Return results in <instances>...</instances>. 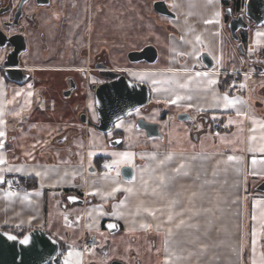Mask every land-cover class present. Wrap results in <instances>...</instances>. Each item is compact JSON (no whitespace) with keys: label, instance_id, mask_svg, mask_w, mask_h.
<instances>
[{"label":"crops","instance_id":"crops-1","mask_svg":"<svg viewBox=\"0 0 264 264\" xmlns=\"http://www.w3.org/2000/svg\"><path fill=\"white\" fill-rule=\"evenodd\" d=\"M168 4L174 17H169L170 34L167 43L157 49V60L150 65L139 63L124 71L129 79L148 86L149 104L153 107L165 101L176 110V115L188 113V120H178L177 116L176 119L192 120L196 133L185 126L176 128L177 125H166L168 130L163 132L157 122L162 137L146 138L165 140L168 147L144 144L136 151L138 160L132 167V179L124 180L112 174L106 179L96 169H89L97 164L99 157L89 159L85 144L88 125L79 119L84 113L88 116L84 110H87L89 95L86 93L81 102L75 97L64 101L60 93L54 92L60 79L46 82L43 78L38 84L29 79L27 83H14L4 77L0 64V105L6 121L0 153L8 161L0 168L23 169L0 174L5 181H17L24 187L16 192L19 195L9 197L6 195L8 183L0 184V229L16 235L43 229L64 245L62 264L72 250L81 253L80 257L71 258L73 264H110L112 260L123 264H133V261L134 264H166L167 258L169 264H262L264 192L257 191L256 186L264 181V152L260 151L264 145L261 126L264 124V59L260 56L264 35L257 34L264 33V26L249 24L244 31L243 55L229 36L221 0H211V3L209 0H169ZM209 20L213 22L205 23ZM202 52L213 60L211 68L203 67ZM249 58L253 60L251 65L247 62ZM29 68L44 69L45 66ZM197 72L209 76L197 77ZM208 78L216 79L217 84L208 87ZM51 83L53 94L46 89ZM182 84L187 87H181ZM241 84L245 87L241 88ZM29 91L33 93L31 97L27 95ZM17 92L21 95L16 96ZM225 92L230 98L245 101L237 108L247 113L246 116H237V108L214 106V94L222 96ZM178 95L185 99L171 103ZM28 101L30 107H27ZM21 108L26 110L20 117L15 116ZM103 137L105 142L110 139L109 133ZM120 144L122 141L117 145ZM169 154L172 159L160 165L159 161ZM229 156L238 160L228 161ZM181 164L184 168L175 171ZM36 171L46 175L36 176ZM112 179L121 190L105 196L103 193L117 186ZM126 188H132L133 192L124 191ZM70 196L82 202H70ZM138 206L151 209L155 215L143 210L137 213ZM114 212L122 215H113ZM181 220L184 223L177 227ZM107 221H116L118 231L108 233L104 227ZM141 224L148 227L142 228ZM90 235L96 236V245L85 248L83 241ZM124 237L134 244L148 243L150 252L140 246L136 253L132 252V263L130 256L109 254V248L98 252L113 243L112 240ZM167 244L169 256L162 251L164 246L161 251L154 250L155 245Z\"/></svg>","mask_w":264,"mask_h":264},{"label":"rangeland","instance_id":"rangeland-1","mask_svg":"<svg viewBox=\"0 0 264 264\" xmlns=\"http://www.w3.org/2000/svg\"><path fill=\"white\" fill-rule=\"evenodd\" d=\"M153 1L155 0H113V3L109 7H107L106 10H103L105 11L103 14H101V12L97 14L96 20L94 19L95 17L91 18L89 8L82 9L80 14V26L82 34L84 36L85 33L89 34L92 31V33L96 34V39L99 42L105 45L107 43V47L111 46L112 52L110 57V66L113 72L125 73L124 70L126 68L134 67L135 65L139 64L129 63L126 59L127 52L149 44L155 46V48L159 50L160 48H162L163 44L167 43V37L170 34L171 30V27L169 26L171 18L158 15L152 8ZM97 7L100 8L101 5L98 4ZM224 8L225 6H223V9ZM241 12H243V10ZM222 13L224 14L225 10H222ZM232 15L236 16L237 13H232ZM224 23L226 26V22ZM46 44L48 45L47 47H42L43 42L33 40L31 41V45L27 53L23 55V70L26 72L30 71L31 73L29 81L34 80L36 84H38L43 78H46L43 79L46 82H54L55 80L60 79L61 81L56 85V90L54 92L58 95L60 93L63 96L62 98L64 101L70 100L72 99V97H75V99H79V101L81 102L86 94L84 87L82 88V90H74L71 96H64V92L66 91L68 83H66V80H63V72L57 69V67L61 66L63 61L67 62L66 55L68 54V52L66 48H62V51H60V48L58 46L53 45L49 41ZM40 65L45 66V68H29V66ZM141 65L146 64L142 63ZM85 66L88 68V65L85 64ZM87 70L88 69H86V71ZM253 70L254 69H251V72H253ZM27 82L28 80L24 83ZM87 82L89 85L90 83L98 84L100 82V79L98 77H89V80ZM46 89H48L49 92L53 94V83L47 84ZM87 94L89 95V101L87 102V110L84 111H86L88 115L87 117L91 119V121H95L93 93L92 91L88 90ZM79 101L78 104H80ZM149 103L141 110H134L130 113L131 116L120 119L113 125V131L109 132V137L111 138L114 135V137H120L122 141V144L120 145H109L108 142H105L104 140V133L101 134V132L97 131L91 125H88V127H86L87 143L85 144L88 151V157L90 152L93 153V155L89 157V159L91 160L95 156H101L103 159L100 164H96L97 173H108L116 175L117 170L120 172L122 166L128 165L134 167L138 160L136 157V151L139 147H143L144 144L146 145L150 143L152 146L156 145L162 148L168 147V144L167 142H165V140L160 141L159 139H148L144 135L143 131L136 129L135 120L137 117H142L147 121H149L150 119L151 121H156V123L158 122L163 132H167L168 130V127L166 125H170L171 127L173 125H177L176 128L185 126L192 133H196L195 124L193 123V121L189 120L185 122H179L176 119V110H172L165 101L157 102L156 104L158 105H155L154 107ZM150 107H153V109H151V112L147 114V112L150 111ZM164 115L165 117H163ZM114 130H117L115 134ZM186 133L187 131H185V135ZM192 133H190V135H192ZM125 152L134 154L130 163L126 161L121 162L118 168L114 165L113 169L111 170L104 167L105 164H111L113 160L121 159L114 154ZM92 168L94 167L92 166ZM114 200H118V197H115ZM107 202H109V200ZM124 239L125 237L119 240L117 239V241L112 240L113 243L115 242L114 245L113 243H111L110 245L104 246L102 250L98 252H104L106 248H109V254L111 255L122 256L124 258L130 256V263H132L133 261V258H131L132 252L136 253L140 249V246H145V251L150 252V245L148 243L140 245L138 243L134 244L129 242L131 239L129 241H125ZM163 246L165 250L163 248L162 251H164L165 255L169 256L170 246L168 244L155 245L154 250L156 248V251H161V248ZM206 246L212 247L213 245ZM165 263H170L168 258L167 260H165Z\"/></svg>","mask_w":264,"mask_h":264},{"label":"water","instance_id":"water-1","mask_svg":"<svg viewBox=\"0 0 264 264\" xmlns=\"http://www.w3.org/2000/svg\"><path fill=\"white\" fill-rule=\"evenodd\" d=\"M47 3V0H39V4ZM153 10L162 16L174 17L167 0H155L152 3ZM225 13L230 15V9L226 8ZM249 22L255 26L264 24V0H245L244 12L235 17H230L226 27L230 38L237 43V48L241 53L244 52L242 43L239 41V31H245L249 27ZM23 41V38H21ZM7 41L13 45L2 62L4 77L14 83H23L27 80L28 74L24 73L17 61L18 55L25 50V47L19 48L14 44L12 38ZM5 46L4 40L0 41V48ZM158 52L155 46L149 44L139 50L127 52V59L131 63L144 61L147 64H153L157 60ZM260 56L264 59V46L260 48ZM201 61L206 68H211L214 64L211 57L206 53H201ZM263 70V68H259ZM108 81L93 85V104L95 111V121L82 114L80 119L83 123L91 125L101 133L109 132L113 125L127 117L129 112L141 108L149 103L150 90L144 83L129 79L125 74L109 71ZM71 88L64 92L68 96ZM188 113H179L177 119L188 120ZM135 128L142 130L148 138L162 137L159 131L158 123L147 121L142 117L135 120ZM120 140L113 139L108 142L114 146ZM120 177L124 180H130L133 177V168L125 165L120 169ZM256 190L264 192V181L256 186ZM68 201L82 202L75 196H70ZM108 224H116L117 227L110 229ZM104 227L108 233H115L119 229L116 221H107ZM9 236L15 239H9ZM25 237H28V243H21ZM60 245L59 242L51 237L46 231L40 228L31 229L22 236H18L7 230L0 229V264H58ZM110 264H123L119 260H112Z\"/></svg>","mask_w":264,"mask_h":264},{"label":"flooded vegetation","instance_id":"flooded-vegetation-1","mask_svg":"<svg viewBox=\"0 0 264 264\" xmlns=\"http://www.w3.org/2000/svg\"><path fill=\"white\" fill-rule=\"evenodd\" d=\"M112 3L113 0H47V3L44 4H39V0H0V41L4 40L5 42V46L0 48V64L2 65L5 56L13 49V45L7 41L9 37L12 38L14 44L19 48L25 47V50L17 57L22 70V58L30 48L31 41L38 40L43 42L42 47H47L46 43L49 41L53 45L58 46L60 51H62V48H66L68 52L66 55L67 62L63 61L62 65L57 67L63 72V80L68 83L66 90L71 88V92H73L74 90H82L84 87L86 93H88V90L93 93L92 87L96 84L90 83L89 85L87 81L89 77H98L100 79L99 83L109 80L108 72L112 71L110 66L112 48L111 46L107 47V43L105 45L99 42L96 39V34L92 33V31L89 34L85 33L83 36L80 26V14L83 8H89L91 18L95 17L94 19L96 20L97 14L100 12L103 14L105 12L103 10H106ZM167 3H169V0H167ZM98 4L101 5L100 8L97 7ZM226 8L230 9V15L223 14L224 22L225 18L227 19L226 24L230 17H235L232 13H237L238 15L242 10L244 12V6L239 11H234L231 6H225L223 10ZM249 24L251 23L249 22ZM238 33L239 41L241 42L242 37H244V42H246L244 31H239ZM21 38H23V41H21ZM142 47L135 50H139ZM243 53L245 55V48ZM141 62L145 63L144 61ZM247 62L248 65H251L253 60L249 58ZM85 64L88 65V68ZM203 67L206 68L204 65ZM86 69L88 70L86 71ZM23 72L28 74L27 80H30V71L26 72L23 70ZM121 74L126 75L124 72H121ZM80 84L81 86H79ZM145 106L138 109L141 110ZM130 113H128V117L131 116ZM111 131H113V127L109 132ZM116 132L117 130H114V134ZM114 136L107 142L118 139L120 140L119 143H121V138ZM99 158L102 159L101 156L97 157L95 163L101 162ZM90 168L96 169V167L92 168V166Z\"/></svg>","mask_w":264,"mask_h":264},{"label":"snow or ice","instance_id":"snow-or-ice-1","mask_svg":"<svg viewBox=\"0 0 264 264\" xmlns=\"http://www.w3.org/2000/svg\"><path fill=\"white\" fill-rule=\"evenodd\" d=\"M209 3H211V0H209ZM212 22L213 21H211V20L205 21V23H212ZM257 35H264V33H258ZM196 40L199 42L200 41V37L197 36L196 37ZM195 75L197 77H201V76L208 77L209 76L208 73H200V72H197ZM190 79H191V77L189 78V80ZM153 83H159V81H153ZM215 84H217V80L216 79H213V78H208L207 79V86L208 87H211V86H213ZM180 86L181 87H187V84H182ZM240 87L241 88H244L245 85L244 84H241ZM29 88H31V85H29ZM20 95H21L20 92H17L16 93V96H20ZM27 95L29 97H31L33 95V93L31 91H29L27 93ZM13 99H15V97H13ZM181 99H185V97H182V96H179L178 95V96H176V98L174 100H172L170 102L171 103H176L178 100H181ZM187 99H191V97H187ZM213 99H214V106H216V107H221L222 106L224 109L237 108V105H241V104H244L245 103V101L243 99H241V98H230L227 92H225L222 96H219V95L214 94ZM11 102L12 101H9V103H11ZM30 103L31 102L28 101L27 107H30ZM25 110H26V108H21L20 111L15 112L14 115L17 116V117H20ZM201 111H203V109H201ZM4 115H5V113H4L3 106L0 105V138H4L6 136V132L3 130V126L6 124V121L3 118ZM236 115L237 116H246L247 113H244V112L240 111L239 108H237ZM232 122L233 121H231V119H230L229 120V123H232ZM254 123H255V121H254ZM261 126L264 127V124H262ZM217 135H219V133H217ZM251 139L254 140L255 137H251ZM3 147H4V141H3V139H0V149H2ZM33 148H35V145H33ZM260 151L261 152H264V145L261 146ZM26 155L31 156V153H26ZM92 155H93V153L90 152L89 153V157H91ZM114 155L120 157L121 159L113 160L111 164H105L104 165L105 168L111 170L114 165L117 166V168H118V166H119V164L121 162L126 161V162H129L130 163L131 160H132V158H133V156H134L133 153H129V152L116 153ZM152 158L155 159L154 156ZM171 159H172V155L169 154L168 156H166L164 158V160H160L159 161V164L160 165H163L166 161L171 160ZM235 160H238V158L235 157V156H229L228 157V161H235ZM253 163H255V160H253ZM7 164H8V161L6 160V158L4 157V155L2 153H0V165H7ZM181 168H184V164H181L179 168L175 169V171L179 172ZM22 170H23L22 167L8 166L6 168H0V173H3L5 171H7V172L17 171V172H19V171H22ZM35 175L36 176H43V175H46V173H42V172L36 171L35 172ZM65 175H68V173H65ZM73 175H75V173H73ZM116 175L117 176L120 175V172L118 170L116 172ZM104 177L106 179H109L108 173H105L104 174ZM160 180H161V182H163L164 177L161 176L160 177ZM5 182H7L9 186H11V183L12 182L10 180L9 181H5L4 175L0 174V184H3ZM112 183L116 184L117 186L113 187L112 190H111V192L103 193V195H105V196H111L115 192L121 190L120 187H119V185H118V183H117V181H115V179H112ZM96 191L99 192L98 189ZM124 191L131 193V192H133V189L132 188H126V189H124ZM38 194L39 193H37V195ZM92 194H96V193H92ZM6 195L9 196V197H11V196L19 195V194L16 193V192L9 191V192L6 193ZM193 195H195V194H193ZM24 199L25 200L28 199V195L27 194H25ZM120 203H121V205H123L124 201H121ZM172 203H175V201H173ZM141 210H143L145 212H148L150 215H155V213L151 209H149V208H143V209H141V207L138 206L137 209H136L137 213H139ZM101 214H103V213H101ZM113 215L119 216V215H122V213H120V212H114ZM253 219H255V217H253ZM168 220L169 221L172 220V216L171 215H169ZM183 223H184V221L181 220L180 221V224H178L177 227H180V225H182ZM107 227L110 228V229H113V228H116L117 225L116 224H108ZM141 227L142 228H145V227H148V225L141 224ZM262 227H264V224H262ZM169 235H171V229H169ZM252 235H253L252 244L255 245V243H256V241H255V236H256L255 231H253ZM9 239H15V237L9 236ZM21 243L27 244L28 243V237H25L24 240L21 241ZM165 243H167V241ZM80 256H81V253L79 251H76V250L69 251L68 254H67V258L65 259V264H73V261H72L71 258L72 257H80ZM262 264H264V261H262Z\"/></svg>","mask_w":264,"mask_h":264},{"label":"built area","instance_id":"built-area-1","mask_svg":"<svg viewBox=\"0 0 264 264\" xmlns=\"http://www.w3.org/2000/svg\"><path fill=\"white\" fill-rule=\"evenodd\" d=\"M7 190L11 191V192H19V191L24 190V187L20 182L14 181L11 183V186L7 185ZM95 245H96V236L95 235H90V236H88L87 239H85L83 241V246L85 248L94 247ZM58 255H59L58 264H62V260L64 259V252L59 251Z\"/></svg>","mask_w":264,"mask_h":264},{"label":"trees","instance_id":"trees-1","mask_svg":"<svg viewBox=\"0 0 264 264\" xmlns=\"http://www.w3.org/2000/svg\"><path fill=\"white\" fill-rule=\"evenodd\" d=\"M244 1L245 0H221V5L222 6H231V8L234 10V11H239L243 6H244ZM226 18H225V22H226ZM264 26V24H263ZM242 46H243V49L245 48V42H244V37H242ZM240 52V51H239ZM244 55V53H243ZM219 85L220 87L223 89L222 87V83L221 81L219 82ZM101 159V158H99ZM5 230V229H4ZM14 233V232H13ZM25 233V231H21L19 233H17V235L20 237L22 236L23 234ZM60 245V251H64L65 250V247L63 244L59 243Z\"/></svg>","mask_w":264,"mask_h":264}]
</instances>
